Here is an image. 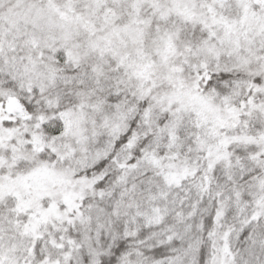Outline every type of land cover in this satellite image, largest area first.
<instances>
[{"label":"snow or ice","instance_id":"6c2138e0","mask_svg":"<svg viewBox=\"0 0 264 264\" xmlns=\"http://www.w3.org/2000/svg\"><path fill=\"white\" fill-rule=\"evenodd\" d=\"M0 264H264V0H0Z\"/></svg>","mask_w":264,"mask_h":264}]
</instances>
